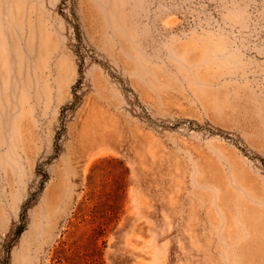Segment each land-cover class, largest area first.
Here are the masks:
<instances>
[{"label":"rangeland","instance_id":"obj_1","mask_svg":"<svg viewBox=\"0 0 264 264\" xmlns=\"http://www.w3.org/2000/svg\"><path fill=\"white\" fill-rule=\"evenodd\" d=\"M0 264H264V0H0Z\"/></svg>","mask_w":264,"mask_h":264}]
</instances>
